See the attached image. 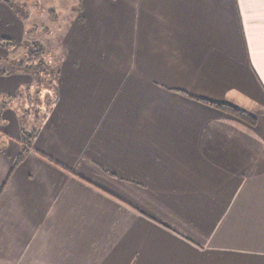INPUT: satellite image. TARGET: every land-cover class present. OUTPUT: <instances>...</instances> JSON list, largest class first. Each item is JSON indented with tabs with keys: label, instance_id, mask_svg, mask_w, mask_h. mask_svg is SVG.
I'll list each match as a JSON object with an SVG mask.
<instances>
[{
	"label": "crops",
	"instance_id": "crops-1",
	"mask_svg": "<svg viewBox=\"0 0 264 264\" xmlns=\"http://www.w3.org/2000/svg\"><path fill=\"white\" fill-rule=\"evenodd\" d=\"M78 7L40 117L0 49V264H264V0Z\"/></svg>",
	"mask_w": 264,
	"mask_h": 264
},
{
	"label": "rangeland",
	"instance_id": "rangeland-1",
	"mask_svg": "<svg viewBox=\"0 0 264 264\" xmlns=\"http://www.w3.org/2000/svg\"><path fill=\"white\" fill-rule=\"evenodd\" d=\"M78 2L79 0H0V49L8 50L6 58H2L6 60L1 62L9 63L13 58L16 62L20 59L22 63L30 60L33 62L34 86L29 92L22 93L20 101L17 100L22 108L26 106V111L35 114L38 108L46 107L49 94L46 99L43 98V93L48 92L44 83L49 84L50 75L46 76L38 71L44 65L55 62L58 57L57 48L61 47L62 33L72 18L80 14ZM27 17L30 19L26 35ZM19 22L23 25V36L21 39L11 38L9 34L15 31L13 26L19 25ZM42 79L44 83L41 82ZM8 100L0 99L1 129H8L7 121L3 122L1 118V113L7 109ZM35 115L40 117L41 114Z\"/></svg>",
	"mask_w": 264,
	"mask_h": 264
},
{
	"label": "trees",
	"instance_id": "trees-1",
	"mask_svg": "<svg viewBox=\"0 0 264 264\" xmlns=\"http://www.w3.org/2000/svg\"><path fill=\"white\" fill-rule=\"evenodd\" d=\"M41 51V50H40ZM4 100L6 99L5 97L3 98ZM2 99V100H3ZM9 99V98H8ZM207 103L213 105L214 107H217L219 109H222L228 113H230L232 116L245 121L249 124H254L255 123V117L248 113L247 111L231 104V103H226V102H213L209 100H205ZM33 131L27 132V131H22L19 142L21 143L22 150L17 156V160L19 161L24 157L25 152L29 149L31 145V141L33 138Z\"/></svg>",
	"mask_w": 264,
	"mask_h": 264
}]
</instances>
